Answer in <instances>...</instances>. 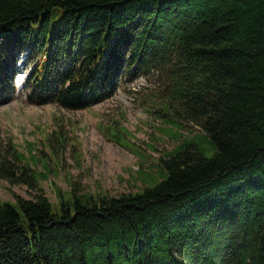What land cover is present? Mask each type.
I'll return each mask as SVG.
<instances>
[{"label":"trees","instance_id":"trees-1","mask_svg":"<svg viewBox=\"0 0 264 264\" xmlns=\"http://www.w3.org/2000/svg\"><path fill=\"white\" fill-rule=\"evenodd\" d=\"M17 52L34 106L86 110L151 78L142 101L181 143L136 192L72 183L52 203L8 140L0 179L33 198L0 200V264H264V0H0V106Z\"/></svg>","mask_w":264,"mask_h":264},{"label":"rangeland","instance_id":"rangeland-1","mask_svg":"<svg viewBox=\"0 0 264 264\" xmlns=\"http://www.w3.org/2000/svg\"><path fill=\"white\" fill-rule=\"evenodd\" d=\"M15 56L14 67L20 77L14 78V99L0 106V148H5L8 140L18 145L52 203L56 202L54 189L67 193L72 183L85 191L100 190L113 196L136 192L141 182L133 179L135 173L146 164L155 165L181 143L161 131L170 126L161 122L155 107L142 101V94L154 90L151 78L124 79L110 99L86 110L66 111L54 104L34 106L25 102L19 87L29 73L23 66L24 54ZM184 127L173 130L189 137L201 133L190 124ZM125 143L133 144L137 152L128 150ZM12 193L33 198L26 187L0 179V200L13 202Z\"/></svg>","mask_w":264,"mask_h":264}]
</instances>
